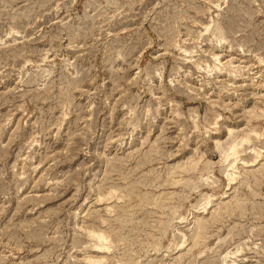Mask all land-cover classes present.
Instances as JSON below:
<instances>
[{
  "label": "rangeland",
  "instance_id": "1",
  "mask_svg": "<svg viewBox=\"0 0 264 264\" xmlns=\"http://www.w3.org/2000/svg\"><path fill=\"white\" fill-rule=\"evenodd\" d=\"M0 264H264V0H0Z\"/></svg>",
  "mask_w": 264,
  "mask_h": 264
},
{
  "label": "bare ground",
  "instance_id": "2",
  "mask_svg": "<svg viewBox=\"0 0 264 264\" xmlns=\"http://www.w3.org/2000/svg\"><path fill=\"white\" fill-rule=\"evenodd\" d=\"M103 248V247H102Z\"/></svg>",
  "mask_w": 264,
  "mask_h": 264
}]
</instances>
